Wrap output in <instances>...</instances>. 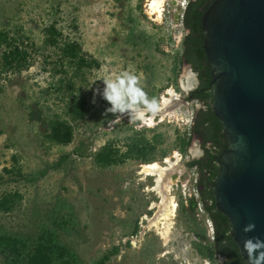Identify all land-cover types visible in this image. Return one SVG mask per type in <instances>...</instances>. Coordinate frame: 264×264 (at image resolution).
I'll return each instance as SVG.
<instances>
[{
	"label": "rangeland",
	"instance_id": "374dc122",
	"mask_svg": "<svg viewBox=\"0 0 264 264\" xmlns=\"http://www.w3.org/2000/svg\"><path fill=\"white\" fill-rule=\"evenodd\" d=\"M147 1L0 0V30L34 45L29 70H0V200L18 196L9 211L0 213V264H27L46 233L66 248L68 264L225 261L210 253L214 224L199 199L196 169L185 177L180 172V187L172 192L179 207L167 242L155 229H146L144 218L152 219L158 210L152 206L160 203L149 190L154 178L144 180L140 174L146 163L128 160L104 167L96 159L106 145L125 152L138 141L156 144L148 163L163 167L167 159L176 162L177 154L184 168L204 156L200 140L186 143L202 103L190 102L187 114H178L185 122L166 117L151 128L124 114H105L110 105L99 96L91 103L104 79L124 71L139 77L159 107L168 89L185 99L197 87L196 73L181 63L188 32L183 11L176 10L180 0L166 1L161 22L150 15ZM52 25L62 33L53 48L44 45L45 30ZM65 81L76 89L66 91ZM76 96L86 99L90 113L75 123L67 111ZM61 120L74 125V140L67 146L46 137L50 123ZM3 238L23 242L22 255L17 257Z\"/></svg>",
	"mask_w": 264,
	"mask_h": 264
},
{
	"label": "water",
	"instance_id": "95a60500",
	"mask_svg": "<svg viewBox=\"0 0 264 264\" xmlns=\"http://www.w3.org/2000/svg\"><path fill=\"white\" fill-rule=\"evenodd\" d=\"M203 33L213 72V110L228 143L214 198L241 255L252 264L243 242L264 240V0H216L204 15ZM190 102L179 96L164 114L178 104L187 114ZM181 167L186 174L188 168ZM249 223L255 229L245 233Z\"/></svg>",
	"mask_w": 264,
	"mask_h": 264
},
{
	"label": "trees",
	"instance_id": "16d2710c",
	"mask_svg": "<svg viewBox=\"0 0 264 264\" xmlns=\"http://www.w3.org/2000/svg\"><path fill=\"white\" fill-rule=\"evenodd\" d=\"M204 3H206L205 0H197V3L189 1L183 17L184 27L189 33L183 42L181 63L184 65L186 63L191 64L200 83L199 87L190 93L191 97L187 100H195L205 106L197 111L194 116L189 138L186 142L189 144L193 139L200 140L204 156L201 159L189 161L186 166L198 171V191L204 209L214 224V245L210 250L211 256L214 257L217 254L218 258H224L225 261L222 264H248L231 234L229 219L217 209L213 193L216 180L221 172L220 161L223 151L228 148V143L224 127L213 110V72L204 48L205 38L202 35L205 11H208L213 3L209 4L204 9L205 11L201 10ZM61 37L62 33L55 25L49 26L45 30L44 45L51 48L56 47ZM31 46L34 45L30 44L29 38L12 36L10 32L0 30L1 73H22L29 70L33 66V56L29 50ZM62 84H64L63 88L67 89L66 91L72 92L76 89L71 81L62 82ZM67 113L72 122L84 120L90 113L86 99L74 97ZM70 120L51 122L46 135L47 139L61 146L71 144L74 140V125ZM155 150L156 144L144 141L128 144L125 152L113 151L111 145H106L96 159L104 167L122 165L128 160L148 163L150 154ZM13 158L16 162L18 161L15 156ZM17 200L18 196L0 200V213L9 211ZM3 240L8 243L9 249L17 257L22 255L23 242L17 239L3 238ZM66 253V248L56 243L51 234L46 233L38 238L27 264H68V260L65 259Z\"/></svg>",
	"mask_w": 264,
	"mask_h": 264
},
{
	"label": "bare ground",
	"instance_id": "6f19581e",
	"mask_svg": "<svg viewBox=\"0 0 264 264\" xmlns=\"http://www.w3.org/2000/svg\"><path fill=\"white\" fill-rule=\"evenodd\" d=\"M167 0H148V7L151 16H155L156 20L161 22L163 21V15L165 11V4ZM179 100V96L174 91V89H168L166 95L162 98L161 107L159 110L149 116L146 114V118L142 121L147 127H154L158 123L165 122V119H173L177 117L178 121L185 122L186 119L178 116L181 113L179 110L182 104H178L177 110L164 114V110L171 108L175 101ZM161 114V120L157 122L155 118L156 115ZM140 121V120H139ZM177 161L172 162L170 159L166 160V163H169L168 167H163L158 162H151L142 165L141 175L144 176V180L149 178H154V186L149 190L151 192H156L159 196L160 203L153 204L152 209H158L155 216L150 219L145 217L144 220L149 222V226L146 229L153 230L155 229L160 238L164 241L169 239V234L172 229V224L174 218L177 216L178 203L176 198L173 196V190L176 187L181 175L180 172L183 171L180 166V157L177 154ZM179 185V184H178ZM168 242V241H167Z\"/></svg>",
	"mask_w": 264,
	"mask_h": 264
},
{
	"label": "clouds",
	"instance_id": "9594fccd",
	"mask_svg": "<svg viewBox=\"0 0 264 264\" xmlns=\"http://www.w3.org/2000/svg\"><path fill=\"white\" fill-rule=\"evenodd\" d=\"M103 84V90L94 92L91 103H96L97 96L106 101L110 107L105 109V114H124L135 122L144 121L146 114H155L159 110L156 98H148L140 86L139 77L132 72L124 71L115 79H104ZM254 229L255 224L249 223L243 231L248 233ZM243 246L252 264H260L264 260V251H261L264 249V240L259 237L247 238Z\"/></svg>",
	"mask_w": 264,
	"mask_h": 264
},
{
	"label": "flooded vegetation",
	"instance_id": "af4514ba",
	"mask_svg": "<svg viewBox=\"0 0 264 264\" xmlns=\"http://www.w3.org/2000/svg\"><path fill=\"white\" fill-rule=\"evenodd\" d=\"M190 2H193V3H197V0H189ZM214 1H216V0H205V2L206 3H204V6H202V8H201V10H204V9H206L207 8V6L209 5V4H211V3H214ZM205 11V10H204ZM206 12V11H205ZM184 24V23H183ZM186 29V28H185ZM188 32V31H187ZM189 33V32H188ZM202 35L204 36V33H203V30H202ZM186 65H189L190 67H191V69L193 70V67L191 66V64H189V63H186ZM194 71V70H193ZM196 78H197V83H198V85H197V87L195 88V89H197L198 87H199V78H198V76L196 75ZM194 89V90H195ZM193 90H191L189 93H187L186 95V100H187V98H190L191 97V95H190V93L192 92ZM191 102H197V101H195V100H192ZM191 170V169H190ZM188 171H189V168H188ZM197 173H198V171H197ZM199 175V174H198ZM199 199H200V201L202 202V200H201V195H200V193H199ZM204 206V205H203ZM204 211H205V209H204ZM205 213H206V211H205ZM207 214V213H206ZM208 215V214H207ZM209 216V215H208ZM210 218V217H209ZM216 258H218V256H217V254H216ZM224 259V258H223ZM225 260V259H224Z\"/></svg>",
	"mask_w": 264,
	"mask_h": 264
},
{
	"label": "built area",
	"instance_id": "2783aa9c",
	"mask_svg": "<svg viewBox=\"0 0 264 264\" xmlns=\"http://www.w3.org/2000/svg\"><path fill=\"white\" fill-rule=\"evenodd\" d=\"M180 4H179V7H180V9H181V11H183V13H182V18L184 17V13H185V11H186V9H187V7H188V2H187V0H180ZM193 175H196V173H194ZM197 180H198V176H197V178L195 179V184H197ZM180 185H182V183H180ZM179 187L180 186H177L176 188L177 189H179ZM175 191V190H174Z\"/></svg>",
	"mask_w": 264,
	"mask_h": 264
}]
</instances>
